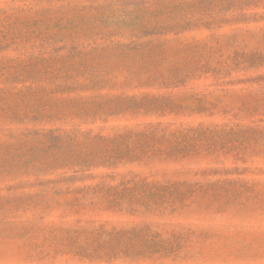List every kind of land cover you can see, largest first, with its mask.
<instances>
[{
  "label": "rangeland",
  "instance_id": "rangeland-1",
  "mask_svg": "<svg viewBox=\"0 0 264 264\" xmlns=\"http://www.w3.org/2000/svg\"><path fill=\"white\" fill-rule=\"evenodd\" d=\"M151 125L196 131L85 170L41 145ZM130 180L193 190L174 209L95 189ZM0 264H264V0H0Z\"/></svg>",
  "mask_w": 264,
  "mask_h": 264
},
{
  "label": "trees",
  "instance_id": "trees-1",
  "mask_svg": "<svg viewBox=\"0 0 264 264\" xmlns=\"http://www.w3.org/2000/svg\"><path fill=\"white\" fill-rule=\"evenodd\" d=\"M94 86H97V84L95 83ZM74 88L75 87H72L71 85L61 84L55 89L69 91ZM42 92H44V90H41L40 88L28 89L23 93L21 92L19 95L21 96L22 103H24L26 107H31L32 103L42 102V99L37 98L39 93ZM43 105L46 106V103ZM18 109L19 106L15 102L9 108L15 119L21 118L20 114L17 112ZM93 111L94 110L92 109L80 108L76 111H71L70 113L78 116H89ZM64 112H66V110L55 113L53 112L50 116L55 117ZM27 116L28 115H24V117ZM39 117H43V115L37 113V118ZM195 131L196 130L191 129L187 132H168L167 129H161L159 126L151 125L141 131L131 130L127 132V134L117 135L113 139L93 136L91 132L81 133L80 131L53 136L55 132L50 131L44 136L45 140L41 145L43 146L48 143L56 151V154L58 155L56 162H60L63 152H68L71 164L79 166L81 169L85 170L96 165H104L110 161H141L145 158L149 160L154 158H156V160H164L165 157L170 154H179L181 151H178V149L191 140L189 135L195 133ZM153 150H156V153L159 155L158 157H156V155H149ZM70 180V178H66L64 181ZM48 183L53 184V182ZM95 189L98 191H108L116 197H121L126 194L130 195L133 200L139 197V199H143L142 202H147L151 207H173L174 209L178 208L181 199L188 194H192L193 190V188L192 190H189L187 186L182 183H174L164 186L158 183L150 184L134 180L124 182L120 186L112 187L102 185L97 186ZM79 191H84V194H82L81 197H78V193L82 192L70 191L69 194L75 195L72 200L60 203L58 200L51 199L45 206L48 208L53 204H56L59 207L64 206L69 209H78L84 205L82 201L88 196L85 190ZM146 229L148 230V228H144L123 233L120 232L119 235H129L133 238L139 239L147 231Z\"/></svg>",
  "mask_w": 264,
  "mask_h": 264
}]
</instances>
